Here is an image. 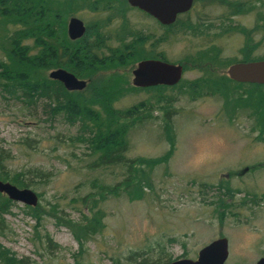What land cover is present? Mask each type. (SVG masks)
I'll use <instances>...</instances> for the list:
<instances>
[{
  "label": "rangeland",
  "instance_id": "1",
  "mask_svg": "<svg viewBox=\"0 0 264 264\" xmlns=\"http://www.w3.org/2000/svg\"><path fill=\"white\" fill-rule=\"evenodd\" d=\"M231 1L246 4L247 11L231 16L233 10L228 8L196 5L190 17L198 20L201 9L210 22H220L222 27L214 26L208 33L199 30L193 36L177 33L161 47L165 58L184 62L189 68L186 62L195 51L213 45L222 60L238 61L240 50L251 46V37L256 44L253 54L264 57V33L254 31L256 25L264 24L262 20L257 23L264 18V0ZM93 14L86 8L67 14L65 28L70 17L84 23L92 21ZM126 17L133 28L157 29L136 11H127ZM135 64L115 70L126 81L124 86L131 88ZM198 76L196 71H187L182 80ZM164 92L177 94V90ZM260 93L262 97L256 94L255 100L242 103L247 107L229 117L233 105H226L223 96L191 101L179 95L165 110L170 114L167 137L162 105L148 102L146 93L131 88L113 106L123 110L139 104L138 115L146 118L128 131L125 157L156 164L150 170L144 164L136 165L147 176L132 196L119 190L99 200L102 228L80 240L81 247L74 227L92 213L89 201L82 205L77 201L92 191L91 180L113 186L126 174L117 167L88 171L84 147L68 140L76 133V125L68 126L60 117L49 120L39 108L27 111L18 101L0 98V150L10 155L7 169L15 172L30 167L50 173L47 182L30 180L36 206L13 202L4 215L0 245L32 264H133L127 260L130 253L144 254L150 264H158L166 259H194L201 247L223 237L228 252L224 264H254L264 256V105L253 113L257 102H264V88ZM56 132L58 140L54 139ZM221 203L225 207H218ZM28 208L35 209L37 224ZM43 234L56 250L41 244Z\"/></svg>",
  "mask_w": 264,
  "mask_h": 264
},
{
  "label": "trees",
  "instance_id": "2",
  "mask_svg": "<svg viewBox=\"0 0 264 264\" xmlns=\"http://www.w3.org/2000/svg\"><path fill=\"white\" fill-rule=\"evenodd\" d=\"M198 1L200 0H195ZM85 8L88 12H95V15L93 14L92 21L84 22L85 32L81 38L69 40L65 28L67 14L77 13ZM232 9L236 11V5H232ZM127 11L131 10L125 0H0V98L18 101L27 111L39 108L49 120L60 117L68 126L76 125V133L68 137V140L84 147L82 156L86 158L84 164L88 171L117 167L126 174L113 186L91 180L92 191L77 201L81 205L89 201V210L92 213L82 225L74 227L79 247L80 240L91 238L102 228V213L97 207L99 200L106 195H117L119 190H127L125 193L132 196L136 187L147 176L143 167L139 166L144 164L150 170L156 164L152 160H132L125 157L128 131L146 118L138 115L139 104L123 110L113 106L127 96L131 88L138 92L133 86H124L126 81L115 70L147 57L146 52L139 48L140 33L137 27L133 28L129 24ZM258 20L264 22V18L257 19V23ZM182 21V18H178L174 24L175 29L184 28L183 24H179ZM189 28L194 30L196 27ZM254 31L264 33V24L256 25ZM255 48L256 44L251 37V46L245 45L240 50L241 59L238 61L264 59L253 54ZM192 56L193 60L187 62L197 63L198 66L203 65L206 59L210 64L221 68L237 62L222 60L218 51L211 52V56L207 54V57L201 55V51L193 53ZM58 68L84 80L85 87L81 91H66L59 82L49 79L48 72ZM220 77L224 93L233 94L224 100L226 105H233L228 117L236 109L247 107L242 103L250 98L255 100L256 94L262 97V85L251 84V96L248 91H244V96L238 91L241 84L230 81L226 76ZM198 81L203 86L216 84L204 79ZM185 87L180 82L176 89V98L183 93L189 95V90L195 92L194 87L187 86L188 91ZM199 87L200 85L195 86ZM210 92L214 93L212 90ZM171 98V95L160 91L156 104H161L160 109L166 112L174 100ZM259 102L253 113L260 109V105H264V102ZM168 114L166 112L164 117V135L167 137L170 136ZM59 137L56 132L54 139L58 140ZM27 142L28 139L22 141L25 146ZM27 145L30 146L28 143ZM9 158L8 152L0 150V181L8 182L19 189H29L31 179L48 181L50 173L37 168L28 167L10 172L5 164ZM225 193L229 191L225 190ZM13 205V202L0 194V235L5 229L4 215ZM222 206L221 203L218 207ZM28 209L29 215L35 217V209ZM35 218L37 221V217ZM40 241L47 250L57 249L47 234H43ZM127 260L133 264H150L144 254L140 256L130 253ZM171 261L166 259L158 264ZM0 264H32V261L26 257L17 258L14 253L0 245ZM74 264L81 263L75 261Z\"/></svg>",
  "mask_w": 264,
  "mask_h": 264
},
{
  "label": "water",
  "instance_id": "3",
  "mask_svg": "<svg viewBox=\"0 0 264 264\" xmlns=\"http://www.w3.org/2000/svg\"><path fill=\"white\" fill-rule=\"evenodd\" d=\"M126 3L157 20L161 25L171 24L176 15L189 10L192 0H125ZM85 27L81 20L70 17L66 24V35L69 40L81 38ZM182 72L180 65L169 64L159 60L139 62L131 70V86L156 84L173 85L178 82ZM229 79L239 83H250L264 86V59L235 63L227 67ZM47 77L59 82L66 91H81L86 82L77 79L64 69L58 68L48 72ZM246 170V169H244ZM243 170V171H244ZM242 171V172H243ZM0 194L8 200L28 207L37 204L36 194L28 188H17L8 182L0 181ZM228 256L227 240L223 237L214 239L201 247L195 259L178 258L167 264H224ZM254 264H264V257Z\"/></svg>",
  "mask_w": 264,
  "mask_h": 264
},
{
  "label": "flooded vegetation",
  "instance_id": "4",
  "mask_svg": "<svg viewBox=\"0 0 264 264\" xmlns=\"http://www.w3.org/2000/svg\"><path fill=\"white\" fill-rule=\"evenodd\" d=\"M223 2H225V3H223ZM126 5L130 10L138 12L143 18L151 20L157 27V29L155 30V29H152L150 27H143V26L138 25L137 30L140 33V41H139L140 46H139V48L143 52H146L145 55H147V57L137 61L136 64L139 62L145 61V60H159V61L166 62L169 64L180 65L182 67L180 79L178 80V82L176 84H173V85L156 84V85H147V86L136 87L138 89V92H142L144 94L145 93L147 94V96L149 97L148 102H153V104L158 103L157 97H158V93L160 91L165 93L164 91L176 90L178 85L180 84V82H182V85H185L186 87L187 86L194 87L195 92H191L189 90V95L183 93V95L188 96L191 101H195L197 99L204 98V97H215V98H217L218 95L221 97L223 96L224 98L232 97L233 94L229 95V94L224 93V88L222 86V81L220 79L221 78L220 76H226L228 78V76L226 75V70L222 71L223 68H221L218 65L210 64L207 61V59L203 62V65H201V66H198L197 63L196 64L189 63L190 61L193 60L192 57H194V56L191 57L189 62H186L187 64H191V66L189 68H185L184 65L185 66H187V65L184 62L183 63H173L170 60L166 59L164 52L161 50V47H163V44H165L169 41H173L174 37L177 33H179V34L190 33L193 36V34H197V30L198 31L200 30L201 32L208 33L214 26H216L217 28L222 27V26H220V22L218 25L210 22L208 20V18H206V16H207L206 13L204 14L200 11L201 9L197 10L198 13H200V15H201V16L199 15L200 18L198 20L195 19V17H197V16L190 17L191 12L195 10L194 8L196 5H200L199 8H202V9L210 7V6H217V7L224 8L225 10L228 8L229 10L231 9L233 11H235V10L232 9V5H236L237 10L235 11V13L232 12V15H231V16H233V15L235 16L241 12L243 14L247 11V9L245 8L246 4L239 3V2L236 3V2H233L231 0H200L198 2H195V0H192L191 7L189 8V10H187L184 13L176 15L174 21L169 25H161L157 20H155L151 16L147 15L146 13H144V12H142L136 8L130 7L127 3H126ZM178 18L183 19V21L179 24L180 25L183 24L184 28L175 29L176 27L174 24L178 20ZM227 20L228 19H226L225 21H227ZM221 24H223L222 21H221ZM83 25H84V23H83ZM84 27H85V25H84ZM189 27H196V28H194V30H192ZM194 31H196V32H194ZM219 34H221V33L219 32ZM214 49H215V47L213 45H211L210 47L206 46L205 48H203L199 51H201V55L207 57V54H209V56H211V52H214ZM194 53H197V51H195ZM241 62L242 61H237V62H234L232 64L241 63ZM247 62H250V61H247ZM232 64H230V65H232ZM230 65H228V66H230ZM227 67H226V69H227ZM187 71H196V72H198L199 76L197 78L189 80V81H183L182 76ZM199 79L209 80L211 82L214 81V82H216V84L212 83V84H209L207 86H203L198 81ZM229 80L234 82V83H237L239 85L240 84L242 85V86H240V89L238 90L240 93H242V91L243 92L248 91L249 96H251V84L250 83H239V82L233 81L231 79H229ZM196 85H200V87L195 88ZM186 87L184 89L186 91H188L187 90L188 88L186 89ZM211 90L214 91L215 94L214 93L211 94V92H210ZM171 96H172L171 99H174L172 102H174L176 100V97H175V95H171ZM222 102H223V99H222ZM262 257H264V256H262Z\"/></svg>",
  "mask_w": 264,
  "mask_h": 264
}]
</instances>
